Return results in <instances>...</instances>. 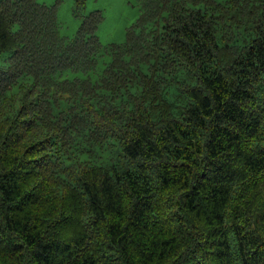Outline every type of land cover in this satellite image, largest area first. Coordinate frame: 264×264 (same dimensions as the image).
<instances>
[{"label":"trees","instance_id":"trees-1","mask_svg":"<svg viewBox=\"0 0 264 264\" xmlns=\"http://www.w3.org/2000/svg\"><path fill=\"white\" fill-rule=\"evenodd\" d=\"M136 1L0 0V264H264V0Z\"/></svg>","mask_w":264,"mask_h":264},{"label":"rangeland","instance_id":"rangeland-1","mask_svg":"<svg viewBox=\"0 0 264 264\" xmlns=\"http://www.w3.org/2000/svg\"><path fill=\"white\" fill-rule=\"evenodd\" d=\"M225 3L228 0H216ZM40 4L52 6L56 0H37ZM92 11L103 13V22L99 26L97 35L103 45L123 44L125 42V31L131 27L138 18L139 8L136 0H87L83 9L76 10L75 0H62L58 12L60 34L71 38L78 30L85 16ZM77 14V16L75 15ZM110 58L104 54L99 58L95 72L89 74L92 79L102 71ZM84 77L82 73L74 74L70 71L63 73L62 77L73 78Z\"/></svg>","mask_w":264,"mask_h":264}]
</instances>
